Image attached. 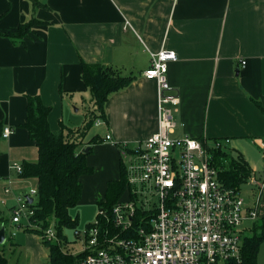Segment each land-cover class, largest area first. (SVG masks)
Here are the masks:
<instances>
[{"label": "crops", "instance_id": "0c3cea01", "mask_svg": "<svg viewBox=\"0 0 264 264\" xmlns=\"http://www.w3.org/2000/svg\"><path fill=\"white\" fill-rule=\"evenodd\" d=\"M32 19L44 24L24 41L0 37V121L13 130L0 143V229L4 225L7 232L5 210L11 212L20 196L38 189L35 178L22 179L11 170L14 163L38 161L36 144L21 127L27 121L26 97L39 96L51 107L53 132L80 128L85 123L76 122L80 109L92 104L82 61L134 77L111 96L107 119L84 140L87 146L92 137L101 139L87 158L94 173L81 179L80 203L97 206L107 184L121 176L119 145L134 149L159 131L158 84L143 75L151 56L162 50H173L178 58L167 73L172 94L178 92L181 100L170 107L177 124L173 137L229 139V149L243 156L258 180L247 184L246 206L258 203L264 220V0H0L2 33ZM10 227L8 235L21 230ZM19 235L6 243L28 264H43L49 252L41 238Z\"/></svg>", "mask_w": 264, "mask_h": 264}, {"label": "built area", "instance_id": "2783aa9c", "mask_svg": "<svg viewBox=\"0 0 264 264\" xmlns=\"http://www.w3.org/2000/svg\"><path fill=\"white\" fill-rule=\"evenodd\" d=\"M177 59L173 50L151 56V67L143 76L158 84L159 131L137 145L132 154L122 152L123 158H129L125 163L127 188L110 216L106 210L100 213L108 225L102 228L96 220L87 229L85 264H243L244 241L260 218L259 205L248 208L241 191L219 181L211 153L229 149V139L209 142L173 137L177 124L170 107L181 100L178 92L172 94L167 73L168 64ZM101 123L97 121L95 126ZM12 133L5 128L3 138ZM105 140L116 146L109 135ZM260 149L264 158V143ZM11 170L21 175L23 166L14 163ZM257 181L252 175L248 184L255 186ZM260 184L263 188L264 175ZM36 195L37 190H30L26 196L35 200ZM26 196L18 198L11 213L12 223L19 229L32 226L33 211ZM16 234L11 232L10 238ZM76 235L81 237L80 232ZM44 238L60 243L53 224Z\"/></svg>", "mask_w": 264, "mask_h": 264}, {"label": "trees", "instance_id": "16d2710c", "mask_svg": "<svg viewBox=\"0 0 264 264\" xmlns=\"http://www.w3.org/2000/svg\"><path fill=\"white\" fill-rule=\"evenodd\" d=\"M42 21L32 19L20 24L15 31L2 33L0 37L14 40L24 39ZM82 79L85 87L90 91L92 97L91 107L87 110V119L80 128H68L53 132L49 127V116L51 107L46 106L39 96L26 97L27 99V121L21 127L26 129L29 138L36 144L38 149V161L35 163H24L22 179L35 178L38 182L37 195L34 204L27 205L33 211L30 216L31 227H20L23 232L34 233L41 238L43 246L48 248L47 264H85L87 251L73 255L65 250L63 244H67L64 229H75L78 219L70 215V210L81 202L84 186L81 179L94 173L88 166V155L92 153L95 145L101 139L98 135L92 137L87 146L85 139L97 121H105V106L111 96L129 87L133 82V76H126L122 70L116 67L81 62ZM62 92V88H60ZM5 131L4 123L0 121V143ZM83 145L86 148H83ZM1 147V144H0ZM121 152L132 154L133 149L119 145ZM89 148L87 154L85 151ZM82 149V150H81ZM212 164L219 170V181L234 191H240L243 185H247L252 176L251 166L240 153L231 149L212 151ZM121 176L118 181L109 182L102 200L97 204V221L102 228L108 225L106 216L100 213L106 210L109 214L112 207L118 203L124 195L127 184V170L124 158L121 160ZM13 212V209L10 212ZM110 216V214H109ZM6 223V222H5ZM54 225L60 243L45 240L44 233L47 228ZM94 223L87 225V229L94 227ZM252 233L244 241L243 264H258L259 251L264 243V220L254 223ZM11 232L7 238H10ZM4 245H0V264H9L4 255Z\"/></svg>", "mask_w": 264, "mask_h": 264}, {"label": "rangeland", "instance_id": "374dc122", "mask_svg": "<svg viewBox=\"0 0 264 264\" xmlns=\"http://www.w3.org/2000/svg\"><path fill=\"white\" fill-rule=\"evenodd\" d=\"M90 104V102H89ZM86 105V107L84 109H80V113H79V117H77V121H80V124L82 122V119H84V121H86L87 119V115H86V110L89 109V107H91V105ZM76 110V108H74V111ZM84 115H86L84 117ZM97 128L96 126H94L88 136L91 134L93 136L94 133L97 132ZM87 136V137H88ZM125 163H128L129 158H124ZM248 185H243L241 187V195H243L244 198H246L245 193L248 191ZM82 201V200H81ZM98 214V207L95 206L94 204H81L79 203L77 206H75L73 209L70 210V215L73 217V219L75 220L76 218L78 219V224L77 227L75 229H69V228H65L64 229V235L66 237L67 240V244H63L64 248L66 251H68L69 253L76 255V254H80L84 251L85 249V240L87 238V225H89L90 223H95L97 220V215ZM4 217L6 219V223H4L7 226V232H9L11 230V225H13L12 223V217L10 215V211L5 210V214ZM17 227V226H16ZM19 229V228H17ZM19 236L22 235L21 238H23L25 235H27L26 232H23V230H19ZM16 231V233H18ZM80 232L81 233V237L79 238L76 233ZM14 240H16V237L13 238ZM12 241V240H11ZM39 244H42V242H39ZM4 255L7 258V261L9 262V264H17L19 262V264H28L30 262H28L26 260V256L23 255L21 258L19 257V254H16V250L13 247H11L10 243H6L4 244ZM44 250L48 253V248L43 246ZM259 259H258V264H264V246L261 248L260 253H259ZM25 257V258H24ZM48 257L46 256V258L43 260V264H47L48 262Z\"/></svg>", "mask_w": 264, "mask_h": 264}, {"label": "water", "instance_id": "95a60500", "mask_svg": "<svg viewBox=\"0 0 264 264\" xmlns=\"http://www.w3.org/2000/svg\"><path fill=\"white\" fill-rule=\"evenodd\" d=\"M89 151V148H87V150L85 151V154H87ZM26 198V202L28 205L30 204H34V199L33 198H28L27 196L25 197ZM6 241H7V232H6V227L4 225L1 226V229H0V245H4L6 244Z\"/></svg>", "mask_w": 264, "mask_h": 264}]
</instances>
